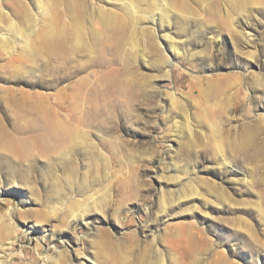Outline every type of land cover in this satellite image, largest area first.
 <instances>
[{"label": "rangeland", "instance_id": "374dc122", "mask_svg": "<svg viewBox=\"0 0 264 264\" xmlns=\"http://www.w3.org/2000/svg\"><path fill=\"white\" fill-rule=\"evenodd\" d=\"M0 264H264V0H0Z\"/></svg>", "mask_w": 264, "mask_h": 264}, {"label": "bare ground", "instance_id": "6f19581e", "mask_svg": "<svg viewBox=\"0 0 264 264\" xmlns=\"http://www.w3.org/2000/svg\"><path fill=\"white\" fill-rule=\"evenodd\" d=\"M161 4H159L160 8L163 9V11H165L164 3L161 2ZM153 20L155 21L154 18H153ZM17 32H19V31H17ZM27 43L28 42L26 41L25 45ZM121 44H123V42H121ZM104 67H109V65L105 64ZM106 69H108V68H106ZM113 84L114 85H112V86L109 85L107 87L104 86V84L103 85L101 84L103 87V89L102 88L101 89L104 91L105 96H103L98 103H95L96 100H95V96H94V90H88V91L87 90H84V91L80 90V95H81L80 98L82 100L78 101L79 105H80L79 113L82 114L86 109H88L89 112L90 111L93 112L99 119L106 121V123L109 125L110 119L112 118L111 114L115 111L117 112L118 106L121 105L120 104L118 106H113L114 108H117V109H114V108H113V110H111L109 108L107 109V106L105 104H107L109 102L110 97H111V100L113 102L114 101L119 102L122 100L121 97L122 98L126 97V98H128L127 101L130 99L132 101L133 99L135 100V99H138L139 96L140 97L142 96V94L140 93V91L138 89V85H136V83L133 79H128V77H126V78L122 77V78H119L118 80H115V82H113ZM141 88H143V87H141ZM106 94H109V97H107ZM42 104L43 103L38 105V111H39V116H40L39 118H40V121L42 120V123H41L42 125L40 124L36 128L37 136H39V135L42 136V138H40V140L37 144L38 150H41V152L46 153V152L50 151L49 149H51L55 153H61V154H65V155L67 153H70L75 148H79L80 150H83L86 153H92L93 152V146L90 145L86 139V133L88 132V133L92 134L94 132V131H92L93 129L84 128L85 122L82 119L79 120L78 123H75L74 122L75 116L72 114L71 115H69V114L65 115L60 121H58L57 119L56 120L54 119V121H52L49 124L46 122V118H47L46 115H47L48 111L42 106ZM113 105H115V104L113 103ZM105 125L102 124V126H105ZM94 128H96V126H94ZM105 130H106V132H108L111 130V128L106 127ZM47 135L50 136L53 141H48ZM250 138L251 137L244 139L245 145L243 146V150L248 152V153L253 151V144H252V141L250 140ZM47 142H49V143H47ZM15 144H17V143H15ZM12 145H10V146H12ZM17 147H21L22 148L21 150L24 151V153H26V155H29V148L30 147L27 148L28 146L26 147L25 145H23V146L17 145Z\"/></svg>", "mask_w": 264, "mask_h": 264}]
</instances>
